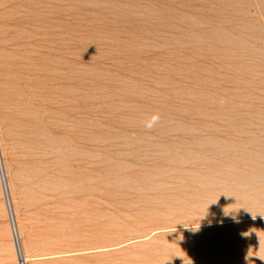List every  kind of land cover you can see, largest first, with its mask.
<instances>
[{"label": "rangeland", "instance_id": "374dc122", "mask_svg": "<svg viewBox=\"0 0 264 264\" xmlns=\"http://www.w3.org/2000/svg\"><path fill=\"white\" fill-rule=\"evenodd\" d=\"M0 264H264V0H0Z\"/></svg>", "mask_w": 264, "mask_h": 264}, {"label": "clouds", "instance_id": "9594fccd", "mask_svg": "<svg viewBox=\"0 0 264 264\" xmlns=\"http://www.w3.org/2000/svg\"><path fill=\"white\" fill-rule=\"evenodd\" d=\"M157 119V117H153V122ZM149 127H151V123H149L148 125Z\"/></svg>", "mask_w": 264, "mask_h": 264}]
</instances>
